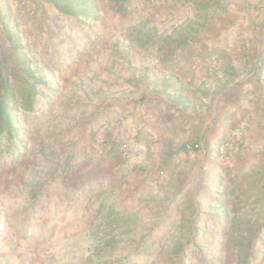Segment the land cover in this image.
I'll return each mask as SVG.
<instances>
[{"label": "rangeland", "instance_id": "rangeland-1", "mask_svg": "<svg viewBox=\"0 0 264 264\" xmlns=\"http://www.w3.org/2000/svg\"><path fill=\"white\" fill-rule=\"evenodd\" d=\"M237 1L0 0L20 101L0 138V264H264V92L242 118L229 99L264 66L234 68ZM134 175L167 195L125 207Z\"/></svg>", "mask_w": 264, "mask_h": 264}, {"label": "crops", "instance_id": "crops-1", "mask_svg": "<svg viewBox=\"0 0 264 264\" xmlns=\"http://www.w3.org/2000/svg\"><path fill=\"white\" fill-rule=\"evenodd\" d=\"M237 5V10L231 17L236 24L232 35L235 42L229 44L231 45L230 48L233 47L236 52L235 59L237 62L234 68L239 71L238 69L245 65L246 59L244 55L246 52H250V64L253 67L264 66V0H238ZM244 16L245 18H243ZM239 72V77L243 78ZM244 79H247L244 82L245 84L235 86L233 93L229 95V99L232 98L235 101V108L240 118L248 113V108L251 107L255 100L258 98L262 99L264 70L262 72H260L259 68L252 70ZM142 164L147 170L142 172L143 175L141 177L148 175V178L152 179V172L148 171L152 165L147 160H144ZM115 168H117L116 165ZM139 177L138 175L131 176L123 185V194L128 200V204L125 207H137L139 199H143V204L140 207H154L150 203V199L152 197H165L167 193L164 191L163 186L155 188L150 184V187L143 188V184L138 179ZM162 204L160 207H164ZM71 223L73 224V222ZM89 226L90 220H84L82 228L86 229Z\"/></svg>", "mask_w": 264, "mask_h": 264}, {"label": "trees", "instance_id": "trees-1", "mask_svg": "<svg viewBox=\"0 0 264 264\" xmlns=\"http://www.w3.org/2000/svg\"><path fill=\"white\" fill-rule=\"evenodd\" d=\"M55 5L65 13L82 14L89 8V0H53ZM16 86L9 82L8 78L0 74V138L8 136L9 139L15 134V113L19 106ZM21 96L22 108L29 109L33 103L32 94L35 86L23 87ZM28 93V94H27Z\"/></svg>", "mask_w": 264, "mask_h": 264}]
</instances>
